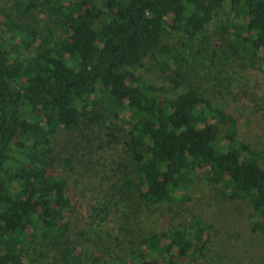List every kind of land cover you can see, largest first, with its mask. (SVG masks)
I'll return each mask as SVG.
<instances>
[{
  "label": "trees",
  "instance_id": "16d2710c",
  "mask_svg": "<svg viewBox=\"0 0 264 264\" xmlns=\"http://www.w3.org/2000/svg\"><path fill=\"white\" fill-rule=\"evenodd\" d=\"M226 5L232 18L218 26L220 38L243 65L264 71V0H15L17 14L4 22L0 11V264L69 251L67 178L50 169L53 139L110 122L108 143L120 141L116 120L126 114L121 144L138 179L126 173L128 193L173 202L203 169L223 199H249L253 229L264 232V148L239 139L236 113L200 87L173 94L135 71L152 58L180 86L217 51L208 27ZM36 14L49 18L43 32ZM18 17L28 21L19 26ZM191 226L145 238L149 253L134 264H178L209 227ZM70 264L83 263L77 256Z\"/></svg>",
  "mask_w": 264,
  "mask_h": 264
},
{
  "label": "rangeland",
  "instance_id": "374dc122",
  "mask_svg": "<svg viewBox=\"0 0 264 264\" xmlns=\"http://www.w3.org/2000/svg\"><path fill=\"white\" fill-rule=\"evenodd\" d=\"M0 11L3 22L6 14L16 15L15 0H0ZM230 13V6L226 5L208 27L211 45L217 51L211 52L207 60L203 55L197 72L180 86L174 87L168 72L152 58L135 71L151 82L169 87L173 94L190 86L200 87V93L217 106L236 113L240 140L263 149L264 71L243 65L220 38L218 26L228 23ZM36 15L35 27L43 32L50 25L49 18L47 14ZM26 20L18 17L15 23L25 25ZM164 43L181 47L176 37H167ZM206 63L210 64L209 74ZM129 120L128 114L116 120L117 127L123 128L120 141L108 143L110 136L106 131L110 122L84 126L82 131L62 130L55 136L49 151L54 162L50 169L67 178L70 204L66 210L69 230L65 239L69 251L62 255L59 247L45 255L43 261L37 257L43 256L41 251L36 255L24 252V261L32 257L31 264H70L78 256L83 264H134L139 260L137 253H149L143 244L145 238L180 229L194 232L191 224L200 220L209 226L203 241L195 240L189 256L178 264H264V232L253 229L249 199L232 193L223 199L218 188L208 184L203 169L198 171L191 187L180 192L173 202L150 204L138 190L128 193L126 173H131L135 166L121 142ZM131 176L138 182L135 173Z\"/></svg>",
  "mask_w": 264,
  "mask_h": 264
}]
</instances>
